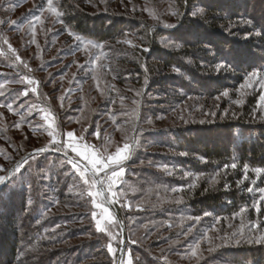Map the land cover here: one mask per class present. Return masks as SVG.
Returning <instances> with one entry per match:
<instances>
[{"label":"rangeland","instance_id":"1","mask_svg":"<svg viewBox=\"0 0 264 264\" xmlns=\"http://www.w3.org/2000/svg\"><path fill=\"white\" fill-rule=\"evenodd\" d=\"M58 1L53 0V6L61 13L59 17L47 11V0H0V21H4L0 23V85H3L0 91L4 93L0 95V105L14 101L13 109L19 113L14 114L6 107H0V113H3L0 116V164L12 166L27 152L48 144L51 138L44 131L47 123L42 119L47 112L55 118L56 131L60 133L56 138L58 143L61 139H67L64 133L73 131L77 137H84L80 141L81 144L95 146L101 151L104 147H108L114 152L117 144H123L125 134L129 137L135 134L139 144L133 153L132 160L127 164V174L123 183L124 196L122 197L123 204L131 203L132 207L129 210L127 206L122 207L116 204L123 215H127L134 208L133 195L135 194V189L127 187L132 180H139V176L158 174L173 181L188 180L193 183L196 181L197 176L191 173L193 172L191 168L196 167L197 164L202 165L201 152L191 149L190 145L188 146L190 148L178 151L174 147H169L167 142L175 145L181 136L188 133L199 136L206 134V137L212 139L214 136H207V132L210 129L220 128L222 124L220 122L224 118L219 114L227 110L226 113L232 114L236 119L237 112L243 105L234 103L238 99H242L244 103L248 97L255 98L257 100L256 113L260 115V118L264 116V107L258 106L259 97L264 94V87L254 84L250 88L241 89L240 85L244 82L245 72H237L231 68L228 71L217 73L215 65L219 61L211 63L212 60L209 62L200 58L199 63L194 62L197 67L200 66L203 69L202 72H208L215 76L214 80L220 79L221 81L220 88L213 82V90L207 91V94L201 93L205 90L201 89L199 82H191L189 79L190 82L186 85L185 80H180L179 76L181 77L182 73L180 70L177 73L173 72L172 68L165 70L159 67L158 70L162 74L156 82H153L145 73L144 80L140 84L131 70V66L135 67L133 61H139L140 67L145 71L147 61L151 59L147 56L150 51L145 53L140 47H131L122 42L129 39L133 44H142L147 47L144 43V30L131 22L133 19H144L149 25L148 29L154 30L157 26L165 28L158 42L163 48L168 49L175 39H178V42L180 39L194 41L196 36H190L189 33L192 34V31L195 33L196 29L191 31V28L182 26V20L187 22L192 21L189 19L196 21L197 16L201 18L200 15L194 17L191 14L200 8L204 10L205 15L208 12L205 8L208 0L183 2L182 8L179 0H77L75 2L77 6L86 8L92 13L102 14L109 11L125 17L129 23L128 29L108 43L116 49L119 47L126 51L121 53V56L125 57L123 65L115 61H106L99 54L104 49L85 51L82 46H78L73 37L68 35V31L73 32V30L68 21H65L64 7L61 8ZM262 1L264 0H251L252 8L255 9V3ZM172 11H178L183 15L173 16ZM252 12L242 11L239 16L229 18L228 16L232 13L225 9L227 19H223L221 24L229 30L233 29L232 32L240 29L247 30L256 44L261 45L259 43L261 37L255 34L262 29L261 24L255 23V20H259L255 15L259 13ZM150 13H155L158 19H153ZM36 16L41 17L39 22L34 20ZM242 18L252 19L253 25L242 23ZM12 21L16 22L15 25L11 24ZM165 24H175L176 27H165ZM30 25H34V29ZM168 29H175V32L172 33ZM208 32L213 33L210 30ZM236 34L242 36L239 32ZM180 35L184 37L180 38ZM202 44L201 48L209 50L210 53L214 51V47L208 43L203 42ZM93 53L101 59L95 60ZM17 56L20 57L19 60L16 59ZM260 56H263L259 59L264 64V54ZM220 59L221 57H218V60ZM151 60L153 65H158L159 61ZM186 60L190 59L186 57ZM80 65L87 66V68L79 71ZM238 74L243 75L241 82L236 80V77H239ZM24 77L32 79L35 83L28 85L23 80ZM82 77H88L85 84L81 81ZM33 88L36 89L35 92L32 91ZM186 90H190L191 93H183ZM225 90L229 92V96H220ZM25 91L27 95L22 94ZM84 96L88 97L86 103ZM218 96L220 99H216ZM61 97H63L62 101ZM29 108L32 111L31 115H27ZM78 112L82 113L80 115L84 120L76 117L77 120L73 121L74 115ZM91 112L95 114L94 123L102 130L99 139L93 135L97 130L91 132V126L87 123V121H93L89 116ZM213 112L215 115L210 114ZM22 116L26 119L22 120ZM51 118L50 116L49 120ZM148 119L152 120L151 124L147 123ZM17 124L20 126L17 127ZM117 128L120 130H116ZM224 133L225 131L222 134ZM105 137L110 139L105 140ZM203 137L206 139L205 136ZM61 153L64 154L63 150L55 151L49 147L48 152L39 154L37 161L26 173L24 185L17 184L12 190L4 188L0 191V198L11 201L10 195L17 197L20 195L19 198L23 199L26 209L18 210V214L23 219L21 222L33 221L34 225L38 224L46 230L58 233L68 229L81 231L84 228L97 231L95 220L91 215L94 210L91 198L82 189V182L75 175V170L66 162L67 158ZM181 153L186 155H181ZM69 155L74 156L72 153ZM198 175L200 179L201 175ZM28 184L32 185L31 189L27 187ZM257 198L259 199V195ZM1 205L7 207L9 203L2 204L1 202L0 207ZM185 206L180 205L179 209ZM193 218L194 216H181L179 219L184 226L178 231L179 236L175 249L184 254H177L178 257L183 258L186 255L190 264L196 262L197 264H235L226 258L227 254L221 253L222 250L217 251L210 260L207 258L212 255L214 248L225 237L227 219L202 216L197 221ZM237 220L235 227L242 230L241 226H244L245 221ZM253 222L249 221L250 225ZM258 222L257 224L264 230V219ZM165 223L168 228L174 225L171 221ZM112 231L117 233L120 228L114 227ZM101 234L107 239V245L108 235ZM84 239L86 238L78 237L67 243L77 246ZM131 241L128 240L126 244L125 239L123 259L125 262L131 259L133 264L136 255L133 254L132 246L135 243ZM197 241L200 242L199 260L190 255L191 248ZM112 243L114 248L120 247L117 241L113 240ZM57 247L45 246L44 252L38 259L49 261L52 251L61 250H55ZM209 248L213 251L209 252ZM62 255L56 259L65 264L67 263L65 253Z\"/></svg>","mask_w":264,"mask_h":264},{"label":"trees","instance_id":"2","mask_svg":"<svg viewBox=\"0 0 264 264\" xmlns=\"http://www.w3.org/2000/svg\"><path fill=\"white\" fill-rule=\"evenodd\" d=\"M193 1L179 0V4L182 8L183 2L191 3ZM58 2L61 8L64 7L65 21L71 25L73 33L79 34L85 40L104 44V50L99 54L106 61H115V63L123 65L125 57L123 58L121 53L126 51L119 47L116 49L108 43L128 29L129 23L125 17H120L109 11L102 14L92 13L86 8L77 6L75 4L77 0H59ZM254 7L255 9L252 8L251 0H208L205 5L208 12L201 18L197 16L198 23L193 19H189L192 21L187 22L182 20V26L191 28V31L194 28L197 30L195 33H193L194 31L192 34L189 33L190 36H196L194 41L180 39L178 42V39H175L168 49L163 48L158 42V38L163 34L165 28L157 26L154 30L148 29L147 21L133 19L131 22L144 30V43L151 49L147 56L159 61L158 65H153L152 60H148L145 71L140 67L139 61H133L135 67L131 66V70H133L137 82L140 84L144 80L145 73L153 82H156L162 74L158 70L159 67L165 70L177 67L182 71L181 77L179 76L180 80H185L186 85L190 81L199 82L201 89L206 92L201 91V93L207 94V91L213 90V82L220 88L221 81L220 79L214 80L215 76L208 72H202L203 69L200 66L197 67L194 62L199 63L200 58H203L208 61L212 60L211 63H217L218 57H221L219 54L230 49L235 53L234 58L230 60L231 68L237 72H245L246 75L255 68H264V64L259 59V57L263 58L260 54H264V35L260 36L259 43L261 45L256 44L252 37L248 40L244 39L245 34L248 33L247 30L240 29L232 32L233 29L229 30L221 24L223 19H227L225 18V9L232 13L228 16L229 18L239 16L242 11H253L252 13H259L255 15L256 19H259L255 20V23L261 24L260 31L264 32V1L255 3ZM208 30L216 32L215 35H212L213 33ZM169 31L173 33L175 29ZM237 32L242 36L237 35ZM182 37L184 36L180 38ZM203 42L214 47V51L210 53L209 50L201 48ZM199 50L202 51L199 52ZM186 57L190 60H186ZM155 60L153 61L155 62ZM183 62L184 64H181ZM86 68L87 66L80 65L78 69L82 71ZM237 76L239 77H236V80L241 82L243 75L238 74ZM81 81L85 84L88 77H82ZM183 93L190 94L191 92L186 90ZM83 99L86 103L88 97L84 96ZM256 102L257 100L253 97L246 98L237 112L236 119L232 114L226 112L219 114L224 118L220 122L222 123L220 128L210 129L207 132V136H214L212 139L206 137V134L199 136L188 133L181 136L175 145L167 142L169 147H174L178 151H184L191 147V149L201 152L202 165L196 163V167L191 168L192 174L201 175L200 179H196L194 182V187H189L190 184L193 185L192 181L168 180L166 176L161 177L158 174L142 175L139 176V180H129L131 183L127 188L135 189L134 208L127 215H123L119 207L114 206L124 225L126 244L128 240L137 241L132 246L133 254L136 255L133 264H190L188 257L186 255L183 258L178 257L177 254L184 253L175 249L179 236L177 235L178 231L184 226L179 220L181 216H210L221 220L227 219L228 226L225 237L214 248L212 255L207 256L209 260L217 251L222 250L221 253L227 254L226 258L235 264H264V243L255 242L257 238L264 237V230L261 226L258 229L251 227L253 223L257 224L258 221L260 223V220L264 219V207H262L261 214H258L254 207L259 200L257 198V195H260L257 191L258 188H264V176L257 178V175L252 171L257 167L264 168V116L260 118V115L256 113ZM80 114L82 113L78 112L74 115L73 121L77 120L76 117L84 120ZM89 116L93 121H87V123L91 126V132L93 130L95 132L97 130V124L94 123L95 114L91 112ZM223 131H225L224 134H222ZM189 145L190 147H188ZM171 161L174 162V160ZM232 163L237 164L235 169L224 168L226 164L231 165ZM244 165L249 166L247 174ZM217 172L220 174L214 182L210 178ZM245 175H247V179L244 178ZM253 180H256V185H252ZM225 185H227V189ZM249 186L254 188L251 193L247 190ZM181 187L182 191H172L174 188ZM10 196L11 201L0 198V203H9L7 207L3 205L0 207V264H63L56 259L58 256H63V253H65L67 261L65 264H113V256L108 252L106 245L107 239L101 233L89 228L81 229V231L68 229L58 233L46 230L38 224L34 225L33 221L21 222L23 219L18 214V210H26L23 199L19 198L20 195L18 197ZM177 200L180 202L177 203ZM180 205L186 206L179 209ZM242 207H246L247 211L234 215L239 213ZM205 213H209V215H205ZM237 219L241 222L245 221L243 231L239 230V227H235ZM166 221H171L174 225L168 228ZM249 221L250 223L254 222L250 225ZM241 231L243 232L242 236L240 235ZM234 233L237 235L232 238ZM78 237L86 239L77 246L67 243ZM45 246H58L55 250H61L52 251L49 261L39 260L38 257L44 252ZM25 251L27 253H24Z\"/></svg>","mask_w":264,"mask_h":264},{"label":"snow or ice","instance_id":"3","mask_svg":"<svg viewBox=\"0 0 264 264\" xmlns=\"http://www.w3.org/2000/svg\"><path fill=\"white\" fill-rule=\"evenodd\" d=\"M47 11L51 12L53 15L59 17L61 13L57 10L56 7L53 6V0H47ZM192 16H203L204 10L202 8L196 9L193 11ZM152 15L153 19H158L155 13H150ZM171 15L173 16H181L182 13L178 11H172ZM34 20L36 22H39L41 20L40 16L34 17ZM0 23H4V21H0ZM15 21H12L11 24L15 25ZM242 23L247 25H253L252 19H243ZM34 29V25H30ZM165 27H176L175 24H165ZM257 36L264 35V32L257 31L255 33ZM33 35H35V32L33 31ZM68 35L73 37V39L77 42L78 46H82L85 51H89L91 49H103L102 44L95 43L90 40H85L82 38L79 34L73 33L71 30L68 31ZM127 36V34H126ZM251 36V33H247L244 36L245 40H248ZM33 42H35L33 40ZM120 42V41H118ZM123 43L128 44L131 47H140L143 52L147 53L151 51L150 48L144 47L142 44H133L132 40L125 39L122 41ZM5 43L7 41L5 40ZM179 47V45H176ZM9 48L11 49V46L9 45ZM95 56V54L93 53ZM221 56V59L219 62L215 65V71L217 73L221 71H228L231 69L232 64L230 63V60L234 58L235 53L230 49L226 52H222L219 54ZM17 60L20 59L19 56L16 57ZM101 59L100 56H95V60L99 61ZM27 67V65H25ZM173 72H179V69L176 67H173ZM115 78V77H114ZM24 81L28 85H31L35 83L32 79L28 77L23 78ZM71 83V82H70ZM147 83V81H145ZM254 84H259L260 86L264 87V68H255L251 72H248L245 75L244 82L240 85L241 89L244 88H250ZM3 85H0V88H2ZM33 92L36 91L35 88L32 89ZM23 95H27V91L22 93ZM139 94V93H137ZM0 95H4L2 91H0ZM220 96L228 97L229 92L227 90L223 91ZM220 96L216 97V99H220ZM61 101L63 100V97L60 98ZM14 103V101H13ZM13 103H6L4 105H0V107H6L10 112L16 113L13 109ZM135 103V101H133ZM237 105L243 104L242 99H238L234 101ZM62 106V105H61ZM258 106L264 107V94H261L258 100ZM227 112V110H225ZM32 111L31 108H29L28 114L31 115ZM211 115H215V113H210ZM3 113H0V116H2ZM52 117L51 120H49V117ZM22 120L26 119V117H21ZM42 119L47 123V127L44 128V131L47 132L48 137L51 139L48 141L47 145L34 148L31 153H29L27 156L20 157L19 160L15 162L14 165L8 166L5 164H0V191H2L4 188H8L9 190H12L16 187L17 184H20L21 186L24 185L26 180V173H28L29 169L32 167V164L35 163L38 159L39 154H42L49 150V147H51L52 150L55 151H61L63 150L65 157L67 158L66 162L71 165L72 169L75 170V175L78 177L79 181L82 182V189L87 192V196L91 198V204L92 208L94 209L91 213L93 220H95V227L98 232L105 233L109 237V242L107 244L108 252L113 255V264H117L116 259V253L119 251L121 253L119 264H132V260L129 259L127 262L123 259V245L125 243V240L123 239V225L119 224L116 217L113 214L112 207L116 204H120L122 207L127 206L129 210H131V203H128L127 205H124L122 202V197L124 196L123 192V183H124V177L127 174V164L129 161L133 158V153L135 149L138 147L139 141L135 134L132 136H127L125 134L124 136V142L122 145L117 144L115 146V151L112 152L109 150L108 147H104L103 151L96 148L95 146L88 145V144H81L80 141L84 139L83 136L77 137L76 134L73 131H68L67 133H64L63 135L67 137L66 140L61 139L60 142H57V135H60L56 131L55 127V118L52 116L50 112L45 113L42 116ZM159 119V117H157ZM183 119V118H182ZM203 123V121H201ZM148 124L152 123L151 119L147 120ZM20 125L17 124V127ZM116 130H120L117 128ZM101 128L99 125H97V131L93 133L97 137V139L100 138L101 134ZM27 139V138H25ZM110 138L105 137V140H109ZM69 153L74 154V156H69ZM181 155H186L185 153H181ZM76 157H79V159H76ZM142 163V162H141ZM165 168L167 166H164ZM228 167H231L235 169L237 167L236 163H232L231 165H225L224 168L227 169ZM245 173L247 174L249 170L248 165H244ZM252 171L257 175V178H260L261 176H264V168H254ZM219 172H217L215 175H213L210 179L212 181H216V178L219 176ZM247 179V175L244 177ZM196 179H199V175L196 177ZM252 185H256V180L252 181ZM195 183L191 185L190 187H194ZM27 187L31 189L32 185L28 184ZM225 188L227 189V185H225ZM181 188H174L172 189L173 192L176 191H182ZM248 192H253L254 188L252 186L248 187ZM259 200L254 205L255 210L258 214H261L262 207H264V188H258ZM177 203L180 202V200L176 201ZM99 210V211H97ZM139 210V207H138ZM247 211L246 207H242L239 210V213L234 214H243ZM205 215H209V213H205ZM193 219L199 221L200 217H194ZM114 227H119L120 231L117 233H113L112 229ZM243 228V225L241 226ZM252 228H259L260 225L253 223L251 225ZM191 231V229H189ZM187 235V233H185ZM236 233L233 234L232 238L236 237ZM240 235H243V232L241 231ZM207 237H205L206 239ZM115 240L118 242L121 247L114 248L112 241ZM137 241L132 240L131 243H136ZM239 242V241H237ZM256 243H264V237L257 238L255 240ZM200 249V242L197 241L193 247L191 248L190 255L197 260L200 258V254L198 253V250ZM209 252L213 251L212 248L208 249Z\"/></svg>","mask_w":264,"mask_h":264},{"label":"water","instance_id":"4","mask_svg":"<svg viewBox=\"0 0 264 264\" xmlns=\"http://www.w3.org/2000/svg\"><path fill=\"white\" fill-rule=\"evenodd\" d=\"M48 151H49V150H48ZM48 151H46V152H48ZM31 152H32V150L29 151V152H27V153L24 154L23 156H27V155H28L29 153H31ZM61 154L64 155L63 153H61ZM64 156H65V155H64ZM69 156H70V155H69ZM70 157H71V156H70ZM19 159H20V158H19ZM19 159H18V160H19ZM76 159H78V158L76 157ZM112 211H113V214H114V216L116 217L117 221L119 222V224H122V225H123V222H122V220H121V218H120V216H119V214H118V212H117L115 206L112 207ZM123 239H124V240L126 239V233H125L124 225H123ZM124 246H125V243H124V245L122 246V247H123V251H124ZM120 247H121V245H120ZM120 256H121V253H120L119 251H117V254H116L117 264H119Z\"/></svg>","mask_w":264,"mask_h":264}]
</instances>
